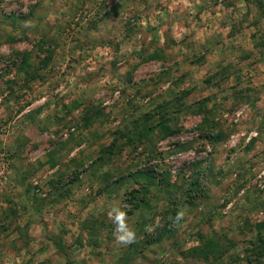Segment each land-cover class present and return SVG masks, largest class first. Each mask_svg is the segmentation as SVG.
<instances>
[{"label":"rangeland","instance_id":"obj_1","mask_svg":"<svg viewBox=\"0 0 264 264\" xmlns=\"http://www.w3.org/2000/svg\"><path fill=\"white\" fill-rule=\"evenodd\" d=\"M260 223L264 0H0V264H264Z\"/></svg>","mask_w":264,"mask_h":264},{"label":"clouds","instance_id":"obj_2","mask_svg":"<svg viewBox=\"0 0 264 264\" xmlns=\"http://www.w3.org/2000/svg\"><path fill=\"white\" fill-rule=\"evenodd\" d=\"M26 26L29 25L26 24ZM185 215L186 210L181 208L174 217H169V219L172 221L173 226L180 227ZM107 218L113 225V236L119 245L127 246L136 243V231L128 222V213L120 205H113L107 211ZM161 226L160 221L157 220L154 225L146 228V232L154 233Z\"/></svg>","mask_w":264,"mask_h":264},{"label":"trees","instance_id":"obj_3","mask_svg":"<svg viewBox=\"0 0 264 264\" xmlns=\"http://www.w3.org/2000/svg\"><path fill=\"white\" fill-rule=\"evenodd\" d=\"M162 127V130L165 132V133H168L170 132V130L168 129V127L166 125H161ZM161 178H160V181H164L165 183L167 182V177L169 176V173L167 171H164L160 174ZM258 228H264V224L263 223H260L258 225ZM213 248L210 246V245H205V244H202L201 246L193 249V253L197 256V257H200L202 260H206L208 255L210 254V251L212 250Z\"/></svg>","mask_w":264,"mask_h":264}]
</instances>
